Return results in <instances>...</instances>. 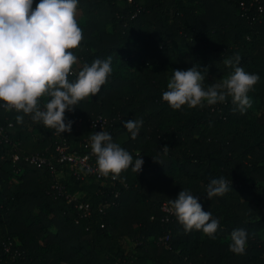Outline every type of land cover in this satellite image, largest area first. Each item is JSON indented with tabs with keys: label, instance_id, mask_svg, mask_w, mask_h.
<instances>
[{
	"label": "trees",
	"instance_id": "1",
	"mask_svg": "<svg viewBox=\"0 0 264 264\" xmlns=\"http://www.w3.org/2000/svg\"><path fill=\"white\" fill-rule=\"evenodd\" d=\"M78 10L74 70L112 56L113 72L66 111L71 131L0 109V264H264V0H79ZM236 53L260 76L246 111L231 98L180 110L163 101L173 69L199 65L211 84ZM99 116L105 124L93 126ZM129 119L143 121L135 139ZM103 129L134 159L143 155L139 173L129 167L113 180L58 160V143L85 154ZM31 154L47 164L28 162ZM219 176L229 190L209 199L206 185ZM183 189L219 219L215 239L165 219L162 203ZM235 228L248 232L242 254L228 247Z\"/></svg>",
	"mask_w": 264,
	"mask_h": 264
},
{
	"label": "clouds",
	"instance_id": "2",
	"mask_svg": "<svg viewBox=\"0 0 264 264\" xmlns=\"http://www.w3.org/2000/svg\"><path fill=\"white\" fill-rule=\"evenodd\" d=\"M78 4L79 0H0V109L15 110L17 122L29 115L33 122H41L56 133L71 131L73 122H65L66 111H73L81 100L100 93L112 74V56L84 63L78 71L73 68L78 57L72 50L83 39L76 19ZM240 60L239 53L225 58L223 63L231 71L207 85V70L199 65L173 69L167 90L162 93L163 101L180 110L184 106L215 105L231 98L239 111H246L252 103L249 92L260 76L246 71ZM142 124V120L124 121L133 139ZM90 147L96 156V171L113 180L129 167L139 173L144 165L143 155L137 154L134 159L104 129L90 135ZM161 149L167 153L169 147ZM228 190L229 181L224 176L211 178L205 189L209 199ZM169 204L185 232L195 229L216 238L220 221L211 211L204 210L199 196L183 189ZM230 237L229 250L244 253L247 230L235 228Z\"/></svg>",
	"mask_w": 264,
	"mask_h": 264
},
{
	"label": "built area",
	"instance_id": "3",
	"mask_svg": "<svg viewBox=\"0 0 264 264\" xmlns=\"http://www.w3.org/2000/svg\"><path fill=\"white\" fill-rule=\"evenodd\" d=\"M260 10L262 11V7H260ZM105 122L106 119L103 116H99L95 121L92 122V125H103ZM1 132L2 129L0 130V133ZM85 148L88 150V152L83 154L76 150H71L70 146L66 142L58 143L56 146L58 160L68 163L77 174H80L81 170H89L97 174L99 177L103 176L96 171V156L91 151L90 141L85 144ZM26 160L39 167L47 164V158L40 154L28 155L26 156ZM58 189L63 190V186H58ZM67 198L71 199L72 197L67 195ZM80 207L82 208L83 204H81ZM161 208L166 214L165 219L168 221L170 217L174 215V213L170 211V205L167 202H163ZM168 239L169 236L161 238V240L164 242H167Z\"/></svg>",
	"mask_w": 264,
	"mask_h": 264
},
{
	"label": "rangeland",
	"instance_id": "4",
	"mask_svg": "<svg viewBox=\"0 0 264 264\" xmlns=\"http://www.w3.org/2000/svg\"><path fill=\"white\" fill-rule=\"evenodd\" d=\"M76 19H77V21H78V24L84 22V17H83V15H82V13H81L80 10H78V14H77V16H76ZM61 264H66V263H61Z\"/></svg>",
	"mask_w": 264,
	"mask_h": 264
}]
</instances>
